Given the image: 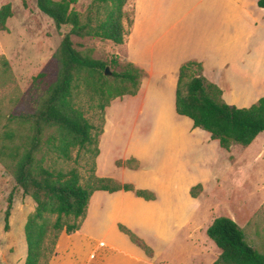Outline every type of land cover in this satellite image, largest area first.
<instances>
[{"label":"crops","instance_id":"obj_1","mask_svg":"<svg viewBox=\"0 0 264 264\" xmlns=\"http://www.w3.org/2000/svg\"><path fill=\"white\" fill-rule=\"evenodd\" d=\"M258 1L133 0V25L121 46L127 60L146 76L138 94L129 96L128 108L111 109V161L101 159V142L96 171L105 172L106 166L111 175L101 177L150 191L155 199L133 191L95 192L89 206L97 216L90 218L89 207L77 232L92 247L86 264H202V257L193 253L200 251L196 233L206 232L215 218L200 195L193 198L190 192L215 177L222 148L208 132L194 128L191 119L177 114L180 67L191 60L201 63L206 79L223 91V100L231 106L249 108L264 98V9ZM133 109L137 121L145 119L147 125L140 130L136 122L125 134L123 115ZM129 159H136L139 168L116 164ZM120 226L142 239L153 250L152 257ZM175 243L192 250L186 261L166 256Z\"/></svg>","mask_w":264,"mask_h":264},{"label":"trees","instance_id":"obj_2","mask_svg":"<svg viewBox=\"0 0 264 264\" xmlns=\"http://www.w3.org/2000/svg\"><path fill=\"white\" fill-rule=\"evenodd\" d=\"M128 0H93L86 15L72 8L74 0H36L37 8L50 18L62 40L55 53L58 74L55 82L41 99L36 111L15 117L19 125L28 126L26 143L18 141V133H3L0 143V163L10 172L15 187L8 197L5 231H10V218L15 193L21 191L32 198L36 207L24 227L27 256L24 264H49L62 233L72 235L81 230L90 200L95 192L133 191L138 197L154 200L155 194L136 190L131 184L96 174V162L86 184L77 168L66 170L64 164L76 160L80 152L100 154L96 131L85 113L76 106L75 94L82 88L98 99L103 112L111 101L124 96H136L146 72L127 62L119 72L111 71L121 65L118 59L103 61L93 56L85 41L98 39L121 46L128 29L124 25V7ZM264 9V0L258 1ZM13 16L10 5L0 9V30L7 31V21ZM130 25V23H129ZM9 71V64L4 62ZM109 69V74L106 73ZM203 65L188 61L180 67L176 92V112L193 121L194 128L211 135L220 147L230 151L234 145L249 147L264 133V98L249 108L231 106L223 100V91L209 82ZM41 73L35 80L44 77ZM118 167L139 168L136 159L118 161ZM201 184L191 189L193 198L199 197ZM200 192V193H199ZM55 218L54 220H52ZM122 232L149 257L153 250L124 226ZM207 237L220 251L213 264H264V253L257 251L247 240L244 230L232 219L215 218L206 231Z\"/></svg>","mask_w":264,"mask_h":264},{"label":"rangeland","instance_id":"obj_3","mask_svg":"<svg viewBox=\"0 0 264 264\" xmlns=\"http://www.w3.org/2000/svg\"><path fill=\"white\" fill-rule=\"evenodd\" d=\"M92 1L74 0L72 8L84 17ZM6 5L12 7L13 16L7 21V31L0 30V143L3 133L9 130L18 133L17 138L20 143H26L30 135L29 128L28 126L21 128L15 117L34 113L49 87L55 82L58 66L54 56L60 46L62 33L58 32L53 21L37 8L36 0H0V9ZM124 13V23L129 34L135 17L133 0H128ZM74 41L77 44L84 43L86 48L92 49L93 56L97 59L103 61L118 59L121 65L111 64V71L119 72L129 62L123 47L110 41L98 39L85 41L74 39ZM5 61L9 64V71L4 65ZM41 73L45 76L35 80ZM129 101H131L129 96L115 99L102 112L98 106V99L91 98L83 88L75 94L76 106L96 127L94 135L99 140V149L102 142L101 159L106 160L107 163L111 161V144L112 147L115 144V141L111 143V126L107 129L111 109L113 111L118 107L126 109L130 106ZM137 117L135 109L123 115L124 127L127 129L125 134L136 122H139L140 130L145 129L143 126L147 125L146 120L137 121ZM203 133L200 135H204ZM262 135L259 141L249 147L234 145L228 153L221 149L220 161L218 166H215L217 171L215 177L210 180L209 185L203 186L201 193L199 192L206 209H211V218L225 216L234 220L244 230L248 242L260 253H264V133ZM117 152H123V149ZM74 157L76 160L62 167L66 170L77 168L83 178L82 183L86 184L91 174V167L97 159L86 151L80 152L78 157L75 152ZM103 170L105 172L99 174L96 171L97 176L111 175V171H106V166ZM14 187L13 176L0 163V264L25 263L27 245L24 226L28 216L36 207L32 198L17 191L10 218L11 228L6 232L5 213L8 197ZM89 207L90 218L95 219L97 214L92 210L95 208L88 206V209ZM107 232L111 237V229ZM196 237L201 240V244L200 251H193L194 255L199 259L202 257V264L216 261L219 252L206 232H197ZM205 238L209 242L203 243ZM83 241L81 233L76 232L72 235L62 233L49 264H86L93 253L92 247L86 246ZM165 253L166 256H172L173 261H186L192 250L187 245L175 243Z\"/></svg>","mask_w":264,"mask_h":264},{"label":"water","instance_id":"obj_4","mask_svg":"<svg viewBox=\"0 0 264 264\" xmlns=\"http://www.w3.org/2000/svg\"><path fill=\"white\" fill-rule=\"evenodd\" d=\"M106 73L109 74V69H107Z\"/></svg>","mask_w":264,"mask_h":264}]
</instances>
